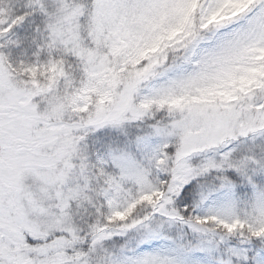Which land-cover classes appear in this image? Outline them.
Returning <instances> with one entry per match:
<instances>
[{
	"label": "snow or ice",
	"instance_id": "snow-or-ice-1",
	"mask_svg": "<svg viewBox=\"0 0 264 264\" xmlns=\"http://www.w3.org/2000/svg\"><path fill=\"white\" fill-rule=\"evenodd\" d=\"M0 264H264V0H0Z\"/></svg>",
	"mask_w": 264,
	"mask_h": 264
}]
</instances>
